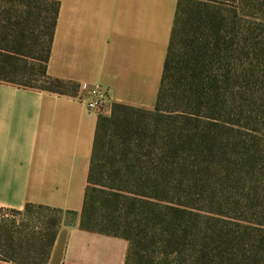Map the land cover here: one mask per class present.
Instances as JSON below:
<instances>
[{
  "label": "trees",
  "instance_id": "trees-1",
  "mask_svg": "<svg viewBox=\"0 0 264 264\" xmlns=\"http://www.w3.org/2000/svg\"><path fill=\"white\" fill-rule=\"evenodd\" d=\"M46 1L0 0V81L72 95L48 75L61 0ZM179 6L155 109L116 104L98 122L88 185L111 144L115 215L97 222L87 187L79 227L125 239L126 264H264V0H198L185 19ZM111 221L121 234L96 230ZM55 239L21 264H48Z\"/></svg>",
  "mask_w": 264,
  "mask_h": 264
},
{
  "label": "crops",
  "instance_id": "crops-1",
  "mask_svg": "<svg viewBox=\"0 0 264 264\" xmlns=\"http://www.w3.org/2000/svg\"><path fill=\"white\" fill-rule=\"evenodd\" d=\"M179 1L61 0L48 75L75 94L0 81V207L76 218L59 229L48 264H126L125 239L79 227L97 126L116 104L155 109ZM95 87L108 91L98 112L85 101Z\"/></svg>",
  "mask_w": 264,
  "mask_h": 264
},
{
  "label": "rangeland",
  "instance_id": "rangeland-1",
  "mask_svg": "<svg viewBox=\"0 0 264 264\" xmlns=\"http://www.w3.org/2000/svg\"><path fill=\"white\" fill-rule=\"evenodd\" d=\"M196 1L198 0H180L179 15H182L183 19H185L188 15L194 14V4L196 3ZM204 1H220L223 3H229L233 0ZM37 5L40 11L44 9H52L51 6H53L50 2L46 0H40ZM47 23H50V21ZM41 32L42 31H40L39 29L38 31L36 30L35 34H40ZM34 45V55L36 58L39 59L40 55L42 56V50L44 49V46H41L39 43H36ZM40 69L41 66L39 64H36L35 70L40 71ZM37 84V87L57 90L56 88L50 87V85H47L43 82H39ZM107 141L109 143L112 141V139L108 137ZM111 149L112 145L108 144L105 148V151H103V153H105V157L103 158V164L106 165L104 174L102 176L96 175L92 177V180L88 185V199L90 200V204L94 206L93 216L96 221L98 220L97 222L110 221L112 219V216L115 215L112 212V207H110L107 188L112 184L111 178L113 171L110 166V162L111 155L113 153L111 152ZM95 172H97V169L95 170ZM90 213H88V216ZM117 216L118 215H116V217ZM122 218L125 219V216L122 215ZM75 221L76 218L74 216L62 212H55L40 208H25L23 210H12L0 207V222L2 223V225H6L5 230L7 229V232H3V234L1 235L3 236V240L8 241V243L6 244L4 241L1 243L3 251L0 252V256L3 255L13 257L15 261L20 264L26 261L27 257H40L43 252L40 247L48 245L50 237L53 234L56 235L57 238L59 229L63 224L71 226L75 223ZM122 221L124 222V220ZM122 221L118 223H123ZM108 223V228L105 226L107 229L96 228V230H102L103 232L108 234H121L122 228H119L117 222L111 221Z\"/></svg>",
  "mask_w": 264,
  "mask_h": 264
},
{
  "label": "built area",
  "instance_id": "built-area-1",
  "mask_svg": "<svg viewBox=\"0 0 264 264\" xmlns=\"http://www.w3.org/2000/svg\"><path fill=\"white\" fill-rule=\"evenodd\" d=\"M108 98V91L103 87H95L90 93L86 101V107L89 111H101Z\"/></svg>",
  "mask_w": 264,
  "mask_h": 264
}]
</instances>
